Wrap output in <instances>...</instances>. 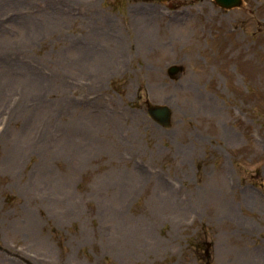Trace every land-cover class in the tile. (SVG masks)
<instances>
[{
  "label": "rangeland",
  "instance_id": "obj_1",
  "mask_svg": "<svg viewBox=\"0 0 264 264\" xmlns=\"http://www.w3.org/2000/svg\"><path fill=\"white\" fill-rule=\"evenodd\" d=\"M0 264H264V0H0Z\"/></svg>",
  "mask_w": 264,
  "mask_h": 264
},
{
  "label": "water",
  "instance_id": "obj_2",
  "mask_svg": "<svg viewBox=\"0 0 264 264\" xmlns=\"http://www.w3.org/2000/svg\"><path fill=\"white\" fill-rule=\"evenodd\" d=\"M159 1H166V0H159ZM216 2L225 8H233L240 6L242 4V0H216ZM182 71V68L173 65L169 68V74L172 78H175L177 74ZM149 113L151 116L157 120L160 124L164 126H168L170 123L171 118V111L167 106H150Z\"/></svg>",
  "mask_w": 264,
  "mask_h": 264
},
{
  "label": "bare ground",
  "instance_id": "obj_3",
  "mask_svg": "<svg viewBox=\"0 0 264 264\" xmlns=\"http://www.w3.org/2000/svg\"><path fill=\"white\" fill-rule=\"evenodd\" d=\"M77 50H78L79 54L81 55L82 52H83V48H82L81 46H77ZM81 51H82V52H81ZM240 260H241V258H240ZM241 261H242V260H241Z\"/></svg>",
  "mask_w": 264,
  "mask_h": 264
}]
</instances>
